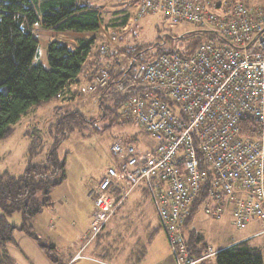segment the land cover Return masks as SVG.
I'll list each match as a JSON object with an SVG mask.
<instances>
[{
  "label": "built area",
  "instance_id": "obj_1",
  "mask_svg": "<svg viewBox=\"0 0 264 264\" xmlns=\"http://www.w3.org/2000/svg\"><path fill=\"white\" fill-rule=\"evenodd\" d=\"M110 1L137 4L135 21L151 14L192 24L205 40L188 56L177 49L143 62L114 30L99 28V63L74 98L116 105L121 122L136 123L153 145H111L115 158L90 192L88 241L143 184L175 264H213L212 247L195 258L186 245L195 204L213 219L228 212L238 230L257 222L264 233V1ZM242 121L257 124L258 136H244Z\"/></svg>",
  "mask_w": 264,
  "mask_h": 264
},
{
  "label": "rangeland",
  "instance_id": "obj_2",
  "mask_svg": "<svg viewBox=\"0 0 264 264\" xmlns=\"http://www.w3.org/2000/svg\"><path fill=\"white\" fill-rule=\"evenodd\" d=\"M246 1L251 3V0ZM99 4L105 7L100 13V32L115 30L118 42L124 48L152 45L150 51H153L156 50L154 45L163 44L159 48L179 49L182 53L196 48L199 38L205 40V34L192 24H176L151 14L135 21L137 4H119L110 0H99ZM122 17L126 20L123 26L105 28L109 20L118 22ZM99 44L101 41L96 37L91 52L82 64L78 82L70 86L72 93H77L84 83L83 76L91 68L90 61ZM32 63L48 68L46 49L41 45ZM69 110L80 111L87 121L72 124V129L65 124L59 125L62 114ZM10 128V134L0 139V174L19 177L29 165L45 163L52 151L55 162L64 165V181L52 188L48 195L51 205L44 207L29 222L43 243L54 246V254L60 264H88V253H92L99 264H175L171 248L151 209L149 196L142 190L143 184L132 190L125 203L109 218L105 229L113 238L120 235L124 242H110L102 246L106 239H99V247L96 248L95 240L101 232L88 241V224L94 208L90 192L95 191L100 178L115 158L110 151L111 145L121 141L142 151L149 150L153 145L151 136L136 123L121 122L116 113L102 118L97 104L87 97L70 101L52 98L32 106ZM7 220L12 226L22 224L20 213H14ZM188 227L208 238L210 244L212 241H226L229 237L236 240L252 230L236 229L228 212L213 219L197 211ZM20 233L15 232L16 241ZM25 238L18 243L20 250L8 244L0 249V256L7 252L15 258V264H47L49 259H44L45 254L39 246L29 237ZM242 241L251 248L256 247L254 249L264 262V234L251 235ZM78 251V257L71 260Z\"/></svg>",
  "mask_w": 264,
  "mask_h": 264
},
{
  "label": "trees",
  "instance_id": "obj_3",
  "mask_svg": "<svg viewBox=\"0 0 264 264\" xmlns=\"http://www.w3.org/2000/svg\"><path fill=\"white\" fill-rule=\"evenodd\" d=\"M100 7L99 0H0V139L10 134V126L32 106L52 98H60L62 92L65 95L60 99L72 100L74 93L70 91V86L78 82L82 64L92 50L94 37H89L75 49L62 41L51 40L46 48L48 68L41 64L34 65L32 61L38 48L34 27L41 24L45 28H55L63 32H95L102 24L101 14L98 13ZM123 22L126 23L125 18L118 22L109 20L105 28L123 26ZM202 42L203 37L198 39L197 46ZM160 46L163 47V44L154 45L156 50L153 51H150L152 45H131L124 49L145 62L173 50L159 48ZM194 48L184 50L183 56L191 54ZM95 57L96 62L92 65L91 73L100 60L97 50ZM98 108L102 118L112 113L117 115L116 105L115 108H110L98 104ZM81 121H87V117L78 110H69L62 114L58 124H65L72 129V124L78 125ZM241 133L256 137L259 128L257 124L242 121ZM64 179V165L55 162L54 151L48 155L45 163L29 165L19 177L0 174V249L8 244H15L14 233L22 232L39 246L51 263L60 264L55 257L54 246L43 243L33 232L29 222L44 207L51 205L49 192ZM196 212L195 204L185 221L183 233L189 253L199 258L206 244L196 230L188 227ZM14 213L21 215L22 224L19 226L8 223L7 218ZM210 262L204 261L201 264ZM0 264L15 263L4 253L0 256ZM213 264L264 262L254 248L241 242L217 251Z\"/></svg>",
  "mask_w": 264,
  "mask_h": 264
},
{
  "label": "crops",
  "instance_id": "obj_4",
  "mask_svg": "<svg viewBox=\"0 0 264 264\" xmlns=\"http://www.w3.org/2000/svg\"><path fill=\"white\" fill-rule=\"evenodd\" d=\"M113 2V1H112ZM115 3V2H114ZM105 7L103 6V4H101V7L98 9V13H101L102 11H103V9H104ZM100 29H101V26L99 27ZM100 29H98L97 31H95V32H89V33H76V32H63V31H57V30H55V28H45V27H43L41 24H38L37 26H35L34 27V29H33V32H34V34L35 35H37V38H36V40H37V43H38V46L39 45H41L43 48H47V45H48V43H49V41H51V40H58V41H62V42H64V43H66L68 46H70L71 48H73V49H75V48H78V47H80V45L84 42V41H86L89 37H94V38H96V37H98L99 39H100V41H101V43L102 42H104L105 41V39H104V37L102 36V35H98V33H99V30ZM95 62H96V57L94 56L93 58H92V60L90 61V66H91V68L84 74V76H83V79L85 80L86 79V77L91 73V71L93 70V68H92V65H94L95 64ZM142 190L144 191V192H146L145 190H144V187H142ZM148 194V193H147ZM150 200V199H149ZM125 203V202H124ZM123 203V204H124ZM122 204V205H123ZM121 205V206H122ZM150 205H151V209H152V211H153V214H154V216H155V218H157L156 217V215H155V212H154V209H153V207H152V204H151V202H150ZM120 206V207H121ZM120 209V208H119ZM118 209V210H119ZM117 210V211H118ZM116 211V212H117ZM115 212V213H116ZM115 213H114V215H115ZM91 214V213H90ZM230 215V214H229ZM108 223H109V221L106 223V225L104 226V228H103V230L101 231V233H100V235H99V237L95 240V246L94 247H96V248H98L99 247V244H98V241L97 240H99V239H102V241L103 240H105V242L102 244V246H104L105 244H108V243H110V242H118L119 244L121 243V242H124V238H122L120 235H116L115 236V238H113L110 234H109V232H107L105 229H106V227H107V225H108ZM89 224H90V221H89ZM89 224H88V228H89ZM248 229H252L250 232H245L244 234H243V236L242 237H240L239 239H236V240H234V239H232L231 237H229L226 241H219V242H216V241H212V244H210V242H209V240H208V238H205L200 232H198L197 230V232L203 237V241H204V243L206 244V245H209L210 247H212L215 251H219V250H222V249H225V248H228V247H231V246H233V245H236V244H238V243H241V242H243L242 240L243 239H245V238H247L248 236H251V235H257L258 233H260L261 232V226L257 223V222H254V223H251L248 227H247ZM195 230V229H194ZM15 234V233H14ZM86 234V233H85ZM264 234V233H263ZM262 234V235H263ZM261 235V234H260ZM25 237H28L27 235H25L24 233H20L19 234V236H18V240L16 241L15 240V244H12V246H15V248H17V249H19L20 250V248H19V241L20 240H23V239H26ZM30 238V237H29ZM14 239H15V235H14ZM31 239V238H30ZM241 240V242H239ZM8 246H11V244L10 245H8ZM85 245H83V246H81V248L80 249H83V247H84ZM253 248H256V247H253ZM41 252V251H40ZM7 253V252H6ZM8 255V254H7ZM22 255H23V253H22ZM43 255V254H42ZM78 255H79V251L78 252H76L74 255H73V257H72V259L71 260H73L74 258H76V257H78ZM13 261H14V263H16L15 262V258L14 257H12V256H10V255H8ZM43 257H44V259L47 261L48 260V258L47 257H45L44 255H43ZM49 262L47 263V264H53V263H51L50 262V260H48ZM88 264H99V262L96 260V257H94V255L92 254V253H88Z\"/></svg>",
  "mask_w": 264,
  "mask_h": 264
}]
</instances>
